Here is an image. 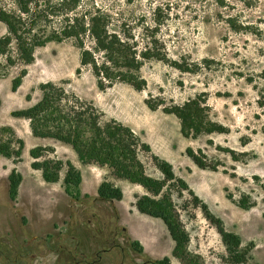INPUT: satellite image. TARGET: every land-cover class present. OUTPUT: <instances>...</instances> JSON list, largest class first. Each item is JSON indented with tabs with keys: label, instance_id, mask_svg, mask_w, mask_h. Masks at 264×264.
Segmentation results:
<instances>
[{
	"label": "rangeland",
	"instance_id": "1",
	"mask_svg": "<svg viewBox=\"0 0 264 264\" xmlns=\"http://www.w3.org/2000/svg\"><path fill=\"white\" fill-rule=\"evenodd\" d=\"M84 3L96 4L115 18L129 20L142 14L151 19L153 9L161 8L160 37L167 58L181 63L189 72L160 61L148 62L140 71L146 89L133 92V98L170 107L205 95L211 120L225 131L194 140L185 138V146L202 150L212 164H219V170H207L197 177L183 161L175 163L176 173L188 172L187 177L197 189L212 184L208 189L214 199L211 213L223 221L227 231L242 237L243 247L253 243L244 264H264V0H223L221 6L214 0ZM0 4L11 7L9 0H0ZM228 19L248 27L233 31ZM4 33L0 23V36ZM1 64L0 60V125L10 126L24 140L25 150L16 165L0 157V264H157L165 256L170 264H231L215 226L202 210L192 206L183 209L186 194L179 198L173 192L188 236L182 259L174 258L172 251L152 257L145 249L140 252L133 247L135 240L129 236L114 203L82 193L74 200L64 193L61 180L46 184L40 172L30 168L28 151L42 143L32 137L27 121L12 117L11 112L37 102L38 86L46 82L62 84L68 92L87 101V97L101 96L90 72L82 70L76 75L79 52L71 41L37 49L35 62L17 93L11 92L10 82L21 67L6 71ZM27 94L31 95L29 102L25 100ZM158 111L162 112L161 108ZM226 150L234 151L238 160H232ZM141 159L149 176L161 178L149 158ZM13 168L25 177L15 201L8 198V182L3 178ZM137 190L143 194L142 189ZM242 195L249 196L255 206L240 209L235 202ZM132 216L138 227L160 234L154 225L161 221H150L137 213Z\"/></svg>",
	"mask_w": 264,
	"mask_h": 264
},
{
	"label": "trees",
	"instance_id": "2",
	"mask_svg": "<svg viewBox=\"0 0 264 264\" xmlns=\"http://www.w3.org/2000/svg\"><path fill=\"white\" fill-rule=\"evenodd\" d=\"M11 7L0 4V23L5 33L0 36V60L6 71L21 67L10 82L15 93L28 74V68L35 62L37 49L47 44H61L71 41L79 52V67L90 72L99 91L117 84L127 85L137 92L146 89V80L141 76L142 67L151 61L169 64L181 72H189L181 63L170 61L160 37L163 23L161 8L152 11V18L146 14L134 20L115 18L104 9L85 0H9ZM208 1V0H201ZM223 5V0H214ZM227 23L233 31H245L248 26L238 25L233 19ZM40 99L26 109L11 112V116L27 121L34 138L53 139L71 147L82 165L106 167L110 175L143 188L144 194L135 196V208L143 215L159 219L165 225L174 242L172 256L182 259L188 236L176 209L173 192L184 198L185 208H200L205 218L215 226L231 264H244L253 247L250 242L242 246L241 238L227 231L223 221L216 217L180 177L167 161L156 156L151 147L143 142L128 126L112 119L97 109L91 101L68 92L62 84L53 82L38 86ZM31 101V95L25 96ZM151 111L161 108L165 114L174 115L180 124L181 135L186 139H197L201 135L223 133L225 128L213 122L205 95H197L182 105L165 107L163 102L151 104L144 100ZM25 143L10 126L0 125V157L11 160L14 165L22 161ZM231 159L237 161L232 150H226ZM54 149L37 145L29 149L30 168L40 172L46 184L62 182L64 193L74 200L81 196L82 175L70 161L53 157ZM185 155L202 170L217 172L219 164L211 163L202 150L185 149ZM149 158L161 178H153L146 172L141 159ZM226 173L225 170H222ZM63 173V176H62ZM62 176V177H61ZM8 198L15 201L23 176L15 168L8 175ZM85 197H88L85 195ZM97 197L105 201H120L123 193L107 178L97 188ZM228 199L231 197L228 195ZM236 205L243 210L255 206L249 196L242 195ZM264 216V214H263ZM133 247L142 252L138 241ZM157 264H170L168 257Z\"/></svg>",
	"mask_w": 264,
	"mask_h": 264
},
{
	"label": "crops",
	"instance_id": "3",
	"mask_svg": "<svg viewBox=\"0 0 264 264\" xmlns=\"http://www.w3.org/2000/svg\"><path fill=\"white\" fill-rule=\"evenodd\" d=\"M126 88L128 89L130 87L123 84H117L105 90L104 92H101L97 89L98 92L101 93V96L87 97V99L88 101H91L93 105L105 115H108L110 118L122 123L125 126H128L137 136H139L143 142L147 143L151 147L152 152L156 156L170 163L173 167L175 175H178V177L182 178L187 183L189 188L200 199H202V201L206 203L210 209V204L214 202V199L209 195L208 189L212 188V184L205 185V188L197 189L192 185L189 178L187 177L189 176L188 172L185 175L176 173L175 163L183 161L185 166L187 165V167L192 170L193 173L195 172L197 177H202L201 173L207 172V170L199 169L193 163V161L185 155V149L187 147L185 146V138L180 132V124L178 119L171 114H165L163 112H159L158 110H149L143 99L138 100L133 98L132 93H137V91L131 88L132 91L128 92L125 90ZM18 90L15 93H17ZM35 139L42 143L41 146L52 147L54 149L53 157L63 161H70L76 168L80 170L82 175L80 192L82 194L97 197V188L101 181L105 178L111 181L116 187L121 189L123 198L120 201L107 202L114 203L115 209L117 210L119 216L125 220L124 222H126L124 224L129 236L133 240L138 241L148 255H151L152 257L167 255L173 250L174 242L170 238L169 233L162 221L140 214L135 208V196L139 195L137 189L140 188L143 190V188L136 184H131L125 180L117 179L111 176L109 170L106 167H99L96 165H82L79 162L75 152L68 145L53 139ZM10 170L3 175V178L7 182ZM20 173L23 176V183L25 177L22 172ZM144 193L145 192L143 190V194ZM134 213L144 216L147 219H150V221H161V224L155 222L154 225L156 228H158L160 234H155L152 231L147 232V230L134 224V215L132 216ZM239 237L243 242L242 237L240 235ZM157 241L160 242L158 243Z\"/></svg>",
	"mask_w": 264,
	"mask_h": 264
}]
</instances>
